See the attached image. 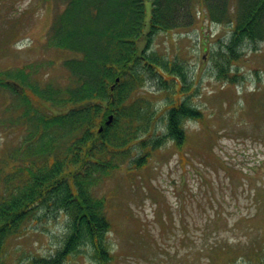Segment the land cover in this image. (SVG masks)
I'll return each instance as SVG.
<instances>
[{
  "label": "trees",
  "instance_id": "1",
  "mask_svg": "<svg viewBox=\"0 0 264 264\" xmlns=\"http://www.w3.org/2000/svg\"><path fill=\"white\" fill-rule=\"evenodd\" d=\"M46 1L61 7L45 43L69 53L61 65L66 81L48 73L42 79V63L0 70V130L18 139L0 156V264L8 241L43 211L69 220L62 247L39 264H65L82 248L107 264L114 224L111 196L100 194V185L126 164L141 170L169 141L182 145L185 124L202 117L186 97L185 65L149 52L154 37L191 27L201 6L209 21L232 25L229 42L212 55L218 77L236 83L230 70L245 43L264 41V0ZM148 80L158 81L168 100L164 134L155 93L141 92ZM133 145L142 150L135 158Z\"/></svg>",
  "mask_w": 264,
  "mask_h": 264
},
{
  "label": "rangeland",
  "instance_id": "2",
  "mask_svg": "<svg viewBox=\"0 0 264 264\" xmlns=\"http://www.w3.org/2000/svg\"><path fill=\"white\" fill-rule=\"evenodd\" d=\"M60 9L46 0H0V70L42 63V79L48 73L66 81L61 65L69 53L45 43ZM202 9L195 8L191 27L158 33L149 51L183 62L191 85L186 97L202 117L185 124L182 145L169 141L141 170L126 164L100 185V194L111 196L114 224L107 264H264V41L245 43L230 70L236 83L220 79L212 54L229 42L232 25L209 21ZM150 10L147 2L146 22ZM159 85L148 80L141 92L155 93L164 113L168 100ZM164 117L159 134L167 131ZM17 142V132L0 130V156ZM133 146L135 158L142 150ZM68 220L62 212H40L8 241L5 264L54 256ZM90 253L82 248L65 264H96Z\"/></svg>",
  "mask_w": 264,
  "mask_h": 264
},
{
  "label": "flooded vegetation",
  "instance_id": "3",
  "mask_svg": "<svg viewBox=\"0 0 264 264\" xmlns=\"http://www.w3.org/2000/svg\"><path fill=\"white\" fill-rule=\"evenodd\" d=\"M203 2L202 1H200V4H202Z\"/></svg>",
  "mask_w": 264,
  "mask_h": 264
}]
</instances>
